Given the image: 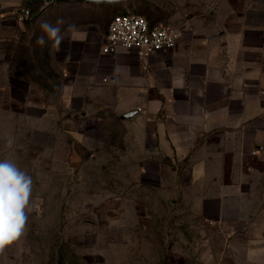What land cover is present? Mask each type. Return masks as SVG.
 Segmentation results:
<instances>
[{
	"label": "crops",
	"instance_id": "1",
	"mask_svg": "<svg viewBox=\"0 0 264 264\" xmlns=\"http://www.w3.org/2000/svg\"><path fill=\"white\" fill-rule=\"evenodd\" d=\"M163 1H82L90 13L50 50L59 90L50 104L36 105V120L44 132L68 134L64 163L78 166L96 148V133L118 126L130 144L136 194L126 197L125 212L134 226L168 212L190 214L221 236L189 238L175 224L173 237L162 217V243L191 246L184 254L203 264H264V232L246 231L255 217L245 200L251 190L238 182L248 160H260L248 156L264 141V0ZM26 6L25 22L50 7L0 0V24ZM126 7L152 25L178 28L176 46L146 58L122 47L103 52L110 23L104 11L118 15ZM165 255L159 259L184 261Z\"/></svg>",
	"mask_w": 264,
	"mask_h": 264
},
{
	"label": "rangeland",
	"instance_id": "2",
	"mask_svg": "<svg viewBox=\"0 0 264 264\" xmlns=\"http://www.w3.org/2000/svg\"><path fill=\"white\" fill-rule=\"evenodd\" d=\"M163 2L170 5L173 1ZM82 3L55 0L35 20L21 24L10 12L0 24V159L15 161L33 179L25 234L0 252V264H177L159 259L163 253L167 258L183 257L182 264H203L199 256L184 254L191 246L181 243L173 249L171 241L162 243L161 218L173 237L179 234L175 224L194 239L201 234L221 236L219 228H204L190 214L177 212L155 216L148 226H134L132 214L125 212V199L136 194V187L124 130L106 125L96 133V148L78 166L64 163L70 151L68 134L44 132V122L36 120V105L50 104L60 84L51 65L54 45L37 44V38L44 35L40 24L63 19L64 35L69 25L90 13ZM104 12L110 22L115 14ZM9 137L15 140L11 147ZM248 157L260 160H248V169L239 173L238 182L251 190L245 199L247 211L255 214L246 231L264 232V141ZM114 207L120 209L118 214L109 211ZM235 216L229 213L228 217ZM215 248L219 250L220 245Z\"/></svg>",
	"mask_w": 264,
	"mask_h": 264
},
{
	"label": "clouds",
	"instance_id": "3",
	"mask_svg": "<svg viewBox=\"0 0 264 264\" xmlns=\"http://www.w3.org/2000/svg\"><path fill=\"white\" fill-rule=\"evenodd\" d=\"M63 23V19H58L56 24L41 22L40 28L44 35L37 38V44L43 47L51 42L59 47L64 40L61 29ZM75 27L69 25L68 30H75ZM14 143V138L9 137L7 145L11 147ZM32 193L31 175L15 161L0 159V252L25 234L28 214L32 211Z\"/></svg>",
	"mask_w": 264,
	"mask_h": 264
},
{
	"label": "built area",
	"instance_id": "4",
	"mask_svg": "<svg viewBox=\"0 0 264 264\" xmlns=\"http://www.w3.org/2000/svg\"><path fill=\"white\" fill-rule=\"evenodd\" d=\"M27 2H41L44 7L53 4L55 0H26ZM20 22H25L31 16V9L20 7L11 11ZM178 28L152 25L144 16L136 13L115 15L109 25L106 44L103 52L114 47L134 50L140 58H146L163 49L174 48L180 38Z\"/></svg>",
	"mask_w": 264,
	"mask_h": 264
},
{
	"label": "water",
	"instance_id": "5",
	"mask_svg": "<svg viewBox=\"0 0 264 264\" xmlns=\"http://www.w3.org/2000/svg\"><path fill=\"white\" fill-rule=\"evenodd\" d=\"M82 1L87 4H119V3L129 2L132 0H82ZM135 114L136 112L129 113L126 116H124L122 120L124 121L129 120L132 117H134Z\"/></svg>",
	"mask_w": 264,
	"mask_h": 264
}]
</instances>
